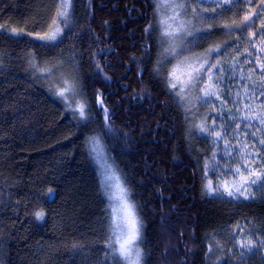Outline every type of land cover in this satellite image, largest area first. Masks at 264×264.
I'll use <instances>...</instances> for the list:
<instances>
[{
    "label": "trees",
    "instance_id": "trees-1",
    "mask_svg": "<svg viewBox=\"0 0 264 264\" xmlns=\"http://www.w3.org/2000/svg\"><path fill=\"white\" fill-rule=\"evenodd\" d=\"M179 1L191 36L176 55L158 0H72L52 46L40 36L59 0H0V264H117L92 138L141 219L142 264H227L229 228L244 220L264 228V195L235 200L216 190L208 166L214 114L196 95L192 116L173 79L186 56H206L210 66L264 36V0L209 16ZM54 63L64 70L47 74ZM60 73L74 98L58 95ZM81 105L90 109L84 120L72 112Z\"/></svg>",
    "mask_w": 264,
    "mask_h": 264
},
{
    "label": "rangeland",
    "instance_id": "rangeland-1",
    "mask_svg": "<svg viewBox=\"0 0 264 264\" xmlns=\"http://www.w3.org/2000/svg\"><path fill=\"white\" fill-rule=\"evenodd\" d=\"M250 1L231 0L230 3L229 0H221L224 7L218 6L216 0H205V2L192 0V3L194 9L201 15L209 16L217 9H233L236 4H239L238 7H242L240 10L244 12V6H247ZM59 5L58 14L51 29L47 34L40 36V39L43 37L45 38L43 40L48 41L47 37L56 35L58 41L67 29L69 19L65 23L60 14L68 11L70 15V8H65L64 0H59ZM177 5H182V3L179 0H158L157 10L165 35L174 40V46L170 50L174 54L177 52L176 55L185 45V39L188 41L191 36L189 35L191 24L185 21L183 7ZM176 45H178L177 48H175ZM165 52L164 50L163 53ZM186 58L175 64L173 79L188 103L192 116L195 113L196 95L200 97L205 109H212L214 116L210 119L208 126L214 141V151L209 155V174L216 190L227 196L229 189L234 191L236 187L241 186L244 180L250 184L251 179L255 178L246 169H251L253 173L264 174V145L259 143L260 140H264V124L256 119V117H264V94H262L264 93V36L252 39L235 50H228L222 57L214 59L210 64L214 67L209 66L206 56L194 57L191 55ZM60 68L64 70V64L54 63L46 73L51 74V71ZM58 80L61 84L57 89L58 93L64 89L65 85L73 86V82L64 77L62 73L58 75ZM70 93L65 92L64 98L67 99ZM206 93L209 95H205ZM213 93L214 95H212ZM95 139L99 141V149L107 158L108 163L113 166V170L120 177L121 186L128 191L122 177L109 159L104 144L99 138ZM90 148L92 151L93 138L90 141ZM92 154L102 181L96 154L93 151ZM214 167L219 169L215 174L212 171ZM230 169L231 171H229ZM236 169L240 170L239 175L233 174ZM110 183L114 184L115 181ZM103 191L108 198L109 205L117 206L119 204L118 200L109 199L112 194L117 193L116 188L103 186ZM262 195H264V191L258 190L257 185H252L247 186L244 196L231 198L250 201ZM127 199L134 205L130 196ZM135 214L138 220L139 238L132 252V264L135 262L136 248L141 253L139 264H142L141 219L136 207ZM119 216L120 214L115 217L111 216V222L113 219L119 222ZM117 234L121 235V233ZM261 239H264V228L254 221L244 220L229 228L224 237V245L229 259L227 264H264V249L259 248L258 245V241ZM244 244H248L253 251L248 252L246 248L242 247Z\"/></svg>",
    "mask_w": 264,
    "mask_h": 264
},
{
    "label": "snow or ice",
    "instance_id": "snow-or-ice-1",
    "mask_svg": "<svg viewBox=\"0 0 264 264\" xmlns=\"http://www.w3.org/2000/svg\"><path fill=\"white\" fill-rule=\"evenodd\" d=\"M201 2H205V0H201ZM231 3V0H229ZM237 2H243V0H237ZM216 3L220 7H224V4L221 2V0H216ZM64 6L65 8H70L72 6V0H64ZM178 7H183V5H177ZM230 10V9H229ZM264 11V10H262ZM61 17L65 20V23H67V19L69 16L68 11H64L61 14ZM179 15V14H177ZM259 13L257 14V18H259ZM250 25L244 26L241 30L247 31V27ZM152 26L149 25V28ZM147 31V29H146ZM191 33H189L190 35ZM45 39V38H41ZM48 45L52 46L57 41V36L52 35L51 37H47ZM220 52V49H212L211 52ZM35 67V65H34ZM210 67H214V65H211ZM172 87H175V84L172 85ZM65 92H71L73 98L76 95L75 89L73 86L65 85L64 89L61 90L58 95L60 97L65 96ZM264 94V93H262ZM205 95H209V93H206ZM214 95V93L212 94ZM69 107H71L69 105ZM101 110L105 112V119L107 120V110L103 108V103L101 102ZM90 111V109H86L85 106L81 105L77 109H72L73 116H78L81 120L87 119L85 116V112ZM256 119H259L261 124H264V117H256ZM108 125L106 124V127ZM204 130L203 128L201 129ZM219 135V134H217ZM259 143L261 145H264V140H260ZM92 151L96 154V162L100 165L101 169V175H102V185L106 186L107 188L114 187L117 189V193L112 194L109 199H116L119 201V204L117 206L109 205L110 208V216L115 217L117 214H120L119 216V222H117L115 219L112 220L110 224L111 228V235L109 236V243L108 248L110 249L113 259H117V264H120L121 261L125 262V264H132L133 262V256L132 252L133 249L136 246V241L139 238V228H138V220L135 214V206L128 202V196H130V193L121 186L120 183V177L116 174V172L113 170V166L108 163L107 158L104 156L103 152L99 149V141L93 138V148ZM215 159V157H213ZM249 171L250 175H254L255 178L251 179L250 184L247 180H244L240 187H236L235 190L229 189L227 191L228 197H236V196H244L245 192L247 190V186L257 185L258 190L264 191V174H258L253 173L251 169H246ZM213 173L219 171L218 168L212 169ZM231 171V169L229 170ZM234 175H239L240 170L236 169L233 173ZM112 181H115L114 184L110 183ZM219 188V185L217 186ZM243 189V190H242ZM208 193L212 194V188L211 185L207 186ZM220 195L223 196L224 193L220 192ZM37 218L39 220H43L44 216L42 213H37ZM117 233H121V235H118ZM259 248L264 249V239H261L258 241ZM242 247L246 248L248 252H252L253 249L248 245L244 244ZM141 253L138 248L135 250V262L134 264H139ZM107 259V256L105 257Z\"/></svg>",
    "mask_w": 264,
    "mask_h": 264
}]
</instances>
